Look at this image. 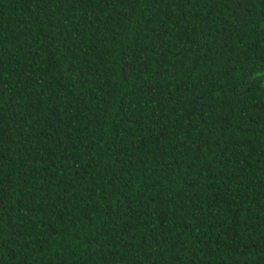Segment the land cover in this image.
<instances>
[{
  "label": "trees",
  "instance_id": "16d2710c",
  "mask_svg": "<svg viewBox=\"0 0 264 264\" xmlns=\"http://www.w3.org/2000/svg\"><path fill=\"white\" fill-rule=\"evenodd\" d=\"M0 264H264V0H0Z\"/></svg>",
  "mask_w": 264,
  "mask_h": 264
}]
</instances>
